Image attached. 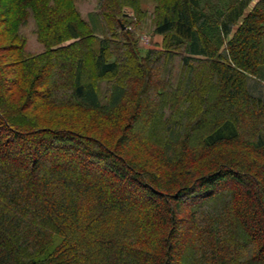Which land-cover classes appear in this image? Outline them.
I'll use <instances>...</instances> for the list:
<instances>
[{"label":"trees","instance_id":"trees-1","mask_svg":"<svg viewBox=\"0 0 264 264\" xmlns=\"http://www.w3.org/2000/svg\"><path fill=\"white\" fill-rule=\"evenodd\" d=\"M76 1L0 0V264H264V0Z\"/></svg>","mask_w":264,"mask_h":264},{"label":"rangeland","instance_id":"rangeland-1","mask_svg":"<svg viewBox=\"0 0 264 264\" xmlns=\"http://www.w3.org/2000/svg\"><path fill=\"white\" fill-rule=\"evenodd\" d=\"M96 2L97 0H77L76 1V7L79 11V13L81 14V16L85 19H87V16L89 13L95 11V6H96ZM142 4H143V8L151 11L152 5L147 3L145 0H142ZM23 34L28 38V49L30 52H38L41 50V47L35 42V39L32 35V28L31 25L24 27L22 29ZM135 35H136V39H137V47L138 50L140 51V53L143 55L144 51L146 49H150V48H155L157 46H160L161 41H162V37L160 35H156L152 33V28L150 26V23L148 20H146L143 24L140 23L139 27L136 29L135 31ZM7 45H9V42H0V46L2 47H6ZM6 62H9L10 59H6ZM6 75H9V72L6 71L4 72ZM31 114H34V112H30ZM150 116V115H149ZM2 140V134L0 133V141ZM24 151H29V149H24ZM135 195L137 196V200L139 199V202L143 201L145 202V194H140L139 192H135ZM139 202L137 204H139ZM159 211L162 213L163 211V207L161 204H159ZM184 213L183 209H181L178 212V216L179 214ZM181 217H183L182 215H180ZM179 216V217H180ZM181 240V239H180ZM180 240L177 238H174L173 241L177 242V246L175 249V254L178 253V251H180L181 254H183V250L181 248V245H179ZM177 251V252H176Z\"/></svg>","mask_w":264,"mask_h":264}]
</instances>
